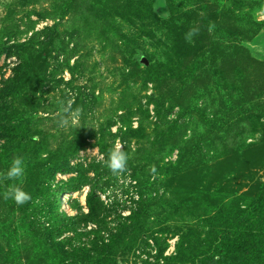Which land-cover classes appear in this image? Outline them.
<instances>
[{
  "label": "rangeland",
  "instance_id": "374dc122",
  "mask_svg": "<svg viewBox=\"0 0 264 264\" xmlns=\"http://www.w3.org/2000/svg\"><path fill=\"white\" fill-rule=\"evenodd\" d=\"M191 28L199 34L189 42ZM44 32L46 81L37 88L30 77L8 101L51 164L68 143L85 144L45 190L8 181L32 199L11 205L0 193V264H198L252 198L251 177L264 174V0H0V78ZM191 61L193 77L171 76ZM148 66L170 76L150 81ZM3 143L0 133V152ZM117 144L128 155L121 175L105 165ZM90 187L108 220L143 205L142 228L109 255L91 244ZM197 192L222 210L185 202ZM55 210L79 217L49 230ZM81 246L93 260L68 254Z\"/></svg>",
  "mask_w": 264,
  "mask_h": 264
},
{
  "label": "trees",
  "instance_id": "16d2710c",
  "mask_svg": "<svg viewBox=\"0 0 264 264\" xmlns=\"http://www.w3.org/2000/svg\"><path fill=\"white\" fill-rule=\"evenodd\" d=\"M206 11L208 9L205 6L202 7L201 14H204ZM47 34L44 32L39 36V38L42 37V40L31 45V54L25 58H19V62L12 66L10 75L7 78L4 76L0 78V117L4 120V123L0 127L1 138L4 139L0 152V172L7 171L14 157L22 156L27 166L26 180L35 181L36 191L47 189L48 185H46V182L54 179L57 173H70L72 170L69 167L70 158L83 149L85 144L84 139L68 143L65 149L66 158L60 163L54 164L52 162L51 164L48 161V155L45 157L42 155L44 145L35 140L33 138L34 135H31L30 130L34 126H28L29 122L27 120L21 121L16 119L15 114L18 111L13 108L14 100L8 101L17 98L20 89L30 77L33 78L34 85L37 88H41L46 81V57L49 53L45 48L51 45V40ZM26 45L28 46L29 43L19 45L18 49L24 50ZM215 46L211 43L208 50L206 49V53L216 49L217 47ZM71 51L72 53L77 52V46H74ZM34 52H37V54L33 56ZM196 66L191 61L184 71H175L171 73V76L181 78L180 81L184 83L185 80L193 77V71ZM147 73L150 81L153 82L162 81L164 80L163 78L170 76L161 74L151 66L147 67ZM19 115L20 117H29L22 113H19ZM229 122L240 125L241 121L240 119L231 118ZM221 126L224 125L221 124ZM100 150L101 153L107 155V152L102 147ZM179 163L176 161V164ZM3 184H0V193L2 194L12 183L6 181ZM85 185L87 184L81 183L78 187H70L66 190L76 191ZM248 186L254 193L252 198L245 207H239V216L234 219V223L221 235L218 246L212 252L199 259L198 264H264V174L258 178L251 177ZM199 193L201 192L196 193L197 197L188 198L185 202L192 205L193 203L194 205L201 204L209 210H222V203L218 202V199L214 195L206 196L203 193ZM92 196L93 187H90L86 195L87 213L85 214V220L95 225V230L92 231L94 237L91 244L93 248L101 250L102 253H98L100 256L101 254L109 255L118 246L124 245L125 240L129 236H132L134 231L140 227L142 228L143 219L145 218L143 205L140 204L138 210H132L127 216L121 217L117 215V217L108 220L107 217L98 214L92 202ZM8 200L10 203L12 202L11 199ZM11 208L13 210V207ZM77 217L79 215L68 216L62 212L58 213V210L50 211L47 215L50 227L48 229L51 230V228L57 227L64 220L68 224H73ZM33 223H31L33 228L40 226L37 223L33 225ZM88 233L90 232H85V234ZM180 247L176 248V252H179ZM92 251L86 246H81L73 249L68 254L72 258H79L81 262H89L94 259V256L91 255Z\"/></svg>",
  "mask_w": 264,
  "mask_h": 264
},
{
  "label": "clouds",
  "instance_id": "9594fccd",
  "mask_svg": "<svg viewBox=\"0 0 264 264\" xmlns=\"http://www.w3.org/2000/svg\"><path fill=\"white\" fill-rule=\"evenodd\" d=\"M215 25H209V30ZM199 34L198 28H191L186 34V39L191 42V38ZM128 155L124 152L121 144L115 145L108 154L105 161L106 167L113 173V175H121L127 171ZM26 162L22 156H16L12 159L10 167L6 172H0V184L5 181H20L21 183L26 178ZM5 200L11 199L17 205H22L32 199L31 194L24 191L22 187L17 184H12L3 192Z\"/></svg>",
  "mask_w": 264,
  "mask_h": 264
},
{
  "label": "bare ground",
  "instance_id": "6f19581e",
  "mask_svg": "<svg viewBox=\"0 0 264 264\" xmlns=\"http://www.w3.org/2000/svg\"><path fill=\"white\" fill-rule=\"evenodd\" d=\"M64 199V198H63Z\"/></svg>",
  "mask_w": 264,
  "mask_h": 264
}]
</instances>
